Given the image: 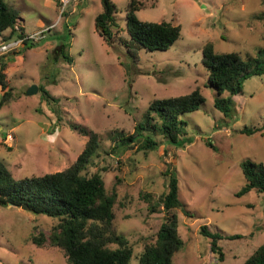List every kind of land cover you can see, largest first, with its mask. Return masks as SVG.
I'll list each match as a JSON object with an SVG mask.
<instances>
[{"label": "rangeland", "instance_id": "1", "mask_svg": "<svg viewBox=\"0 0 264 264\" xmlns=\"http://www.w3.org/2000/svg\"><path fill=\"white\" fill-rule=\"evenodd\" d=\"M46 1L5 0L19 16V28L52 30L31 49L0 59L11 94L0 109V162L15 179L64 171L88 141L71 124L83 126L103 137L87 173L100 172L108 192L118 194L115 226L133 247L130 264H138V255L155 241L166 219L163 206L156 213L150 206L168 191L171 171L179 182L180 199L193 216L176 210L185 244L173 264H243L264 243V193L252 190L237 196L247 182L242 162L264 164V74L243 82V92L233 98L232 112L225 116L215 107L203 50L211 43L216 52L246 56L264 48V0H140L146 7L137 12L139 20L180 26L182 38L167 51L142 49L138 63L119 42L129 39L130 0H112L119 29L112 47L95 24L102 0H81L63 16L52 0ZM63 44L69 46L72 63L56 54ZM33 86L39 92L27 95ZM40 88L53 98L44 99ZM196 89L206 101L181 116L187 124L182 143L175 145L161 135L156 150L140 151L138 143L112 153L114 144L106 138L110 131L133 133L151 101ZM2 95L0 89V99ZM244 128L262 131L246 135L241 133ZM143 193L152 196L151 203ZM57 222L23 208L0 206V264H66L62 251L32 241L41 233L49 236ZM202 226L243 238L220 241L225 254L221 261L210 240L200 234Z\"/></svg>", "mask_w": 264, "mask_h": 264}, {"label": "trees", "instance_id": "2", "mask_svg": "<svg viewBox=\"0 0 264 264\" xmlns=\"http://www.w3.org/2000/svg\"><path fill=\"white\" fill-rule=\"evenodd\" d=\"M79 3V2H78ZM59 7V0H57ZM156 3L152 4L155 7ZM102 12L96 17L97 32L109 46L117 44L116 32L117 7L112 0H102ZM144 1L130 0L126 12V31L129 39L119 42L127 49V54L134 63L141 59L140 51H167L182 38V29L170 22H144L138 19L137 12L145 8ZM19 16L9 9L5 0H0V41H9L21 37L23 28L17 29ZM8 34L6 35V33ZM34 45H27L31 49ZM68 45H60L56 54L72 63L68 56ZM5 58V57H4ZM203 65L208 70V83L215 90V107L225 116L232 112L233 98L243 92V82L253 76L264 74V48H259L255 55L240 53H219L208 43L203 50ZM2 66V65H1ZM0 69V109L10 101V90ZM44 99L53 98L44 88H40ZM225 94L228 96L225 97ZM206 101L199 89L189 94L157 98L151 101L143 121L135 126L133 133L125 130L110 131L106 138L114 144L113 154L120 149H128L132 144L140 143V151L156 150L159 146L157 137L163 135L169 142L178 145L185 135L187 125L181 116L197 111ZM73 130L88 137V141L76 161L66 170L45 175H32L15 179L6 166L0 162V206L23 208L33 214L45 215L57 219V224L50 230L49 236L41 233L33 236V244L38 247L48 246L62 251L66 264H130L133 247L128 239L120 234L115 226L114 206L118 194L109 193L100 172L89 175L87 169L98 156L102 146V135L87 128L71 124ZM262 129L244 128L242 134L254 135ZM143 140V141H142ZM212 146L211 143H208ZM246 185L237 193L238 197L252 190L264 193V164L251 159L242 162ZM169 177L168 191L150 206L156 213L161 206L166 214L155 241L145 244L138 255V264H173L174 256L184 247V241L178 231L179 219L176 210H182L188 217H193L180 199L179 182L172 171ZM149 203L152 196L143 193ZM200 234L210 240L211 250L224 261L225 254L220 241L237 240L243 236H223L202 226ZM243 264H264V243Z\"/></svg>", "mask_w": 264, "mask_h": 264}, {"label": "built area", "instance_id": "3", "mask_svg": "<svg viewBox=\"0 0 264 264\" xmlns=\"http://www.w3.org/2000/svg\"><path fill=\"white\" fill-rule=\"evenodd\" d=\"M81 0H59V7L61 10V16L67 13L66 9L70 5H76ZM52 27L40 29L34 32H25L21 37H16L9 41H0V59L6 57L9 54L21 52L27 45H36L46 39Z\"/></svg>", "mask_w": 264, "mask_h": 264}, {"label": "water", "instance_id": "4", "mask_svg": "<svg viewBox=\"0 0 264 264\" xmlns=\"http://www.w3.org/2000/svg\"><path fill=\"white\" fill-rule=\"evenodd\" d=\"M38 92H39V87L33 86L27 91V95L33 96V95H36ZM9 206H12V205L10 204ZM23 209H27V207L24 206Z\"/></svg>", "mask_w": 264, "mask_h": 264}, {"label": "crops", "instance_id": "5", "mask_svg": "<svg viewBox=\"0 0 264 264\" xmlns=\"http://www.w3.org/2000/svg\"><path fill=\"white\" fill-rule=\"evenodd\" d=\"M48 1H49V0L46 1L47 4H48ZM51 5H53L54 8H55V7H56V8L58 7V5H57V1L54 2V0L51 1ZM51 5H48V6H51ZM18 28H19V26L17 25V29H18ZM21 28H22V27H21ZM43 29H44V28H43ZM39 30H40V29H39ZM24 31H25V29H24ZM25 32H26V31H25ZM7 33H8V32H7ZM7 33H6V34H7Z\"/></svg>", "mask_w": 264, "mask_h": 264}]
</instances>
